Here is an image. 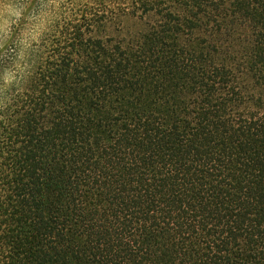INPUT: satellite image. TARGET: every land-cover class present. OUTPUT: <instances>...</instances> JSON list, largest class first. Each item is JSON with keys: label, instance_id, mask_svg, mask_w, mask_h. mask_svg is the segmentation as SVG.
Wrapping results in <instances>:
<instances>
[{"label": "trees", "instance_id": "trees-1", "mask_svg": "<svg viewBox=\"0 0 264 264\" xmlns=\"http://www.w3.org/2000/svg\"><path fill=\"white\" fill-rule=\"evenodd\" d=\"M16 1L0 264H264V0Z\"/></svg>", "mask_w": 264, "mask_h": 264}, {"label": "rangeland", "instance_id": "rangeland-1", "mask_svg": "<svg viewBox=\"0 0 264 264\" xmlns=\"http://www.w3.org/2000/svg\"><path fill=\"white\" fill-rule=\"evenodd\" d=\"M40 3H39V6H42V4H41V1H44V2H46V0H38ZM38 1H37V5H38ZM17 2V3H16ZM14 4L15 5H13L14 6V9L13 8H11L10 6H8L6 9H3L2 11H0V22H1V19H2V17L3 16H6L7 14H11L12 16H14V15H19L20 14V12H21V9H20V7H21V5H19L20 4V1H16ZM47 2L50 4V3H52V2H54L55 3V5H58V3L59 2H65L66 4L68 3V2H70V0H47ZM34 12L32 11L31 13H30V17H31V19H33L34 18Z\"/></svg>", "mask_w": 264, "mask_h": 264}]
</instances>
